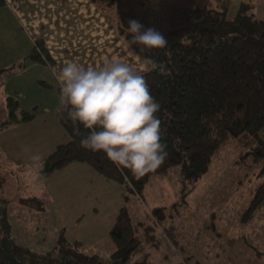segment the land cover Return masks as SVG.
<instances>
[{
    "label": "rangeland",
    "instance_id": "374dc122",
    "mask_svg": "<svg viewBox=\"0 0 264 264\" xmlns=\"http://www.w3.org/2000/svg\"><path fill=\"white\" fill-rule=\"evenodd\" d=\"M233 1L246 2L247 13L264 19V0H231L230 5ZM4 21L1 37L4 28L8 33L13 27ZM6 73L0 76L6 82L0 90V218L5 214L18 245L46 253L77 243L81 252L107 259L115 249L109 231L125 205L133 223L154 227L158 245L146 246L147 264L185 259L188 264H264V208L258 217L240 220L264 166L254 163L247 145L230 139L195 181L184 178L178 165L152 176L141 195L82 162L55 170L46 187L37 189L35 173L27 169L29 157L38 153L44 159L70 137L58 120L56 89L30 83L31 70L20 76ZM5 95L19 99L21 109L35 111L34 117L1 126L8 119ZM159 208L163 215L155 211ZM141 259L138 252L125 264Z\"/></svg>",
    "mask_w": 264,
    "mask_h": 264
},
{
    "label": "trees",
    "instance_id": "16d2710c",
    "mask_svg": "<svg viewBox=\"0 0 264 264\" xmlns=\"http://www.w3.org/2000/svg\"><path fill=\"white\" fill-rule=\"evenodd\" d=\"M90 1L113 23L124 42L131 38L129 19L155 27L168 38V47L156 52L140 53L138 46L132 48L140 57L155 56L164 61L169 69L164 76L155 70L144 73L161 105L157 115L165 129L162 143L168 155L156 170L137 177L110 162L104 153L81 148L79 141L87 130L81 126V135H74L71 122L57 112L70 138L43 159L47 177L69 163L82 162L141 195L152 176L165 175L178 165L184 178L195 181L208 171L214 155L230 139L247 145L254 163L264 164V19L247 13L246 2L228 16L231 0ZM4 2L0 0V6ZM26 60L49 66L54 62L38 40ZM5 105L8 119L1 126L34 117L33 111L20 108L13 95L6 97ZM261 174L240 220L258 217L264 208V166ZM155 211L163 215L161 208ZM0 229V264H125L138 252L142 259L131 264H147L146 246L158 245L154 227L133 223L125 205L110 228L115 249L107 259L81 252L77 243L61 245L53 252H30L11 237L5 214L0 218ZM179 264H188V260Z\"/></svg>",
    "mask_w": 264,
    "mask_h": 264
},
{
    "label": "clouds",
    "instance_id": "9594fccd",
    "mask_svg": "<svg viewBox=\"0 0 264 264\" xmlns=\"http://www.w3.org/2000/svg\"><path fill=\"white\" fill-rule=\"evenodd\" d=\"M130 39L125 46L139 47L140 53L156 52L168 47V38L155 27H145L137 19H129ZM146 70L168 74L164 61L155 56H138ZM59 83L61 119L70 121L73 134L87 130L79 146L92 152H102L106 158L131 170L137 177L156 170L167 158L162 143L165 129L157 115L161 105L152 95L143 72L120 59L106 58L99 66L86 65L77 59L51 67ZM24 152H28L26 147ZM43 157L36 153L29 157L27 169L35 173L33 187H46Z\"/></svg>",
    "mask_w": 264,
    "mask_h": 264
},
{
    "label": "crops",
    "instance_id": "0c3cea01",
    "mask_svg": "<svg viewBox=\"0 0 264 264\" xmlns=\"http://www.w3.org/2000/svg\"><path fill=\"white\" fill-rule=\"evenodd\" d=\"M238 6L233 1L228 16L235 14ZM5 19L13 27L8 33L4 28L0 36V76L8 70L16 76L31 70L30 83L55 88L58 94L59 83L50 68L70 59L93 66H99L106 58L120 59L143 73L150 71L90 0H5L0 6V20L5 23ZM36 40L42 41L52 56L51 66L26 60ZM5 84L0 82V90Z\"/></svg>",
    "mask_w": 264,
    "mask_h": 264
}]
</instances>
